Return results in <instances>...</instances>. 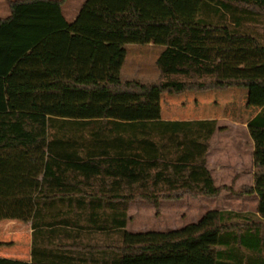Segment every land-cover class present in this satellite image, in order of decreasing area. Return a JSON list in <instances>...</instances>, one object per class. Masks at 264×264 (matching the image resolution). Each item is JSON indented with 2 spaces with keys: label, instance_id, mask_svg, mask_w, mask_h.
<instances>
[{
  "label": "trees",
  "instance_id": "1",
  "mask_svg": "<svg viewBox=\"0 0 264 264\" xmlns=\"http://www.w3.org/2000/svg\"><path fill=\"white\" fill-rule=\"evenodd\" d=\"M15 0L0 20V222L31 228L27 261L0 264H264V106L256 213L208 211L167 232L125 230L127 205L216 198L217 122L161 120L163 94L264 89V0ZM163 47L160 81L121 82L125 45ZM4 245L0 243V248Z\"/></svg>",
  "mask_w": 264,
  "mask_h": 264
},
{
  "label": "crops",
  "instance_id": "2",
  "mask_svg": "<svg viewBox=\"0 0 264 264\" xmlns=\"http://www.w3.org/2000/svg\"><path fill=\"white\" fill-rule=\"evenodd\" d=\"M12 1L15 0H0V20L6 19L9 16L8 3ZM81 1L82 2H79V4H75L74 6L72 5L71 7L69 6V0H66L63 4L61 9L62 15L67 23H72L75 20L85 0ZM149 46L151 45L149 44ZM162 51L163 50H159V54ZM143 73L149 74L148 71ZM191 93L192 95H187L188 93H183L180 95H161V120L164 122L211 120L217 122V130L209 141V148L206 156V168L211 175L214 186L217 188L226 187L227 189L224 190L216 198L200 197L195 199L192 197H185L179 201L172 203L199 202L200 204V202H209L208 205L212 208L210 210H205L204 212L202 211L193 215L191 218V222H189L188 224L197 223L200 218L208 211H233L240 213H256L259 202L258 196L256 194H239L243 189H250L254 185V175L256 172V168L253 162L254 143L250 138L249 132L247 130V124L256 114L259 113L261 108L264 106V102L260 101L254 107L251 108L250 113L252 116L250 118L246 117L242 120H239L236 119V116L226 115L222 109H217L213 103L214 98L211 101L209 98L208 100H203L200 96L197 95L199 94L198 92ZM203 98L207 99V97ZM180 99H182L181 107H177L171 104V102ZM164 100L165 102L167 101V105H164ZM192 102H194V105ZM133 203L134 202H131L127 208V223L125 227V230L127 232H129L128 224H130L129 220L131 219V210ZM168 203L169 202H164L163 205V201H160L159 207L167 206Z\"/></svg>",
  "mask_w": 264,
  "mask_h": 264
},
{
  "label": "rangeland",
  "instance_id": "3",
  "mask_svg": "<svg viewBox=\"0 0 264 264\" xmlns=\"http://www.w3.org/2000/svg\"><path fill=\"white\" fill-rule=\"evenodd\" d=\"M79 2L82 1L69 0V6L71 7L72 5L74 6L75 4H79ZM124 48L126 51V57L120 73V81H135L139 84L157 83L160 73L156 66V60L159 55V50H163V47L154 45H125ZM146 71H148L149 74L143 73ZM187 93V95H192L191 92ZM197 95L203 100H208L209 98L211 101L214 98L213 103L217 109L220 108L226 115L236 116V119L239 120H242L246 117L250 118L252 116L250 113L251 108L260 101L264 102V89L255 88H232L224 91H210L209 93L200 92ZM203 97H207V99ZM181 102L182 99L175 100L171 102V104L181 107ZM163 103L164 105H167V101L165 102L164 100ZM192 103L194 105V102ZM161 201H163V205L164 202L169 203L167 206L162 207H159L158 204L157 208H154L152 205L140 199L131 201L134 203L132 204L131 219L129 220L130 224H128V231L159 232L183 228L184 226L188 225L189 222H191L193 215L202 211L204 212L205 210H210L212 208L209 207V202H200L199 204V202L172 203L176 201ZM131 202H129L128 205ZM0 243L4 245L0 248V257L16 259L20 261L29 260L31 245L30 225L18 221L0 222Z\"/></svg>",
  "mask_w": 264,
  "mask_h": 264
}]
</instances>
